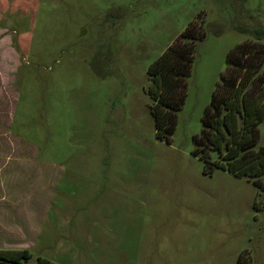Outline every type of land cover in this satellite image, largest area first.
<instances>
[{
    "label": "rangeland",
    "instance_id": "374dc122",
    "mask_svg": "<svg viewBox=\"0 0 264 264\" xmlns=\"http://www.w3.org/2000/svg\"><path fill=\"white\" fill-rule=\"evenodd\" d=\"M194 22L203 36L162 141L148 70ZM258 30L264 43V0H0V250L264 264V191L210 174L194 142L230 51Z\"/></svg>",
    "mask_w": 264,
    "mask_h": 264
},
{
    "label": "trees",
    "instance_id": "16d2710c",
    "mask_svg": "<svg viewBox=\"0 0 264 264\" xmlns=\"http://www.w3.org/2000/svg\"><path fill=\"white\" fill-rule=\"evenodd\" d=\"M235 30L247 33L240 26ZM202 36L201 26L191 23L149 67L151 112L159 140L171 139L176 113L184 103L187 81L192 75L195 43ZM248 37L254 40L238 44L228 55V67L205 112L202 133L194 137L195 155L210 174L223 170L252 180L264 191V148L256 149L260 140L258 126L264 121L263 32L258 30ZM32 258L29 250H0V264H55L41 257L30 263ZM237 264H251L250 256L241 254Z\"/></svg>",
    "mask_w": 264,
    "mask_h": 264
}]
</instances>
